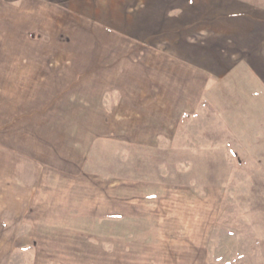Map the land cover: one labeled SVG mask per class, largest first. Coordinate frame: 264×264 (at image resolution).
I'll return each mask as SVG.
<instances>
[{
	"label": "rangeland",
	"instance_id": "obj_1",
	"mask_svg": "<svg viewBox=\"0 0 264 264\" xmlns=\"http://www.w3.org/2000/svg\"><path fill=\"white\" fill-rule=\"evenodd\" d=\"M6 9L0 264H264V0Z\"/></svg>",
	"mask_w": 264,
	"mask_h": 264
},
{
	"label": "crops",
	"instance_id": "obj_2",
	"mask_svg": "<svg viewBox=\"0 0 264 264\" xmlns=\"http://www.w3.org/2000/svg\"><path fill=\"white\" fill-rule=\"evenodd\" d=\"M48 1H63V0H0V3H2V6L7 8L6 10H11L13 9V7L15 8L16 6H20V4L22 5L23 3H31V2H34L36 4H39V3H45V2H48ZM3 10V9H1ZM2 15V14H0ZM4 220V218H2ZM1 219V220H2ZM9 218H7L6 220H8Z\"/></svg>",
	"mask_w": 264,
	"mask_h": 264
}]
</instances>
